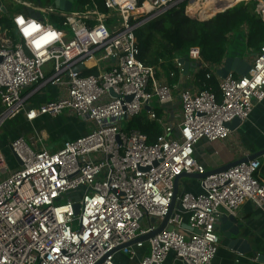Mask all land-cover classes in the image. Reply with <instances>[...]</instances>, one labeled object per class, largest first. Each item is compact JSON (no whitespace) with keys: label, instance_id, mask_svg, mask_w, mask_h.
<instances>
[{"label":"built area","instance_id":"2783aa9c","mask_svg":"<svg viewBox=\"0 0 264 264\" xmlns=\"http://www.w3.org/2000/svg\"><path fill=\"white\" fill-rule=\"evenodd\" d=\"M14 1L24 10L3 4L10 27L1 22L0 6V133L21 115L33 123L44 115L74 114L90 129L55 149L45 144L44 132L32 143L15 137L10 147L22 164L14 168L0 145V264H117L118 253L133 259L146 245L150 252L140 264H166L170 255L184 264H213L221 216H237L247 201L264 212V154L200 179V192L181 190V183L177 203L183 209L174 208L166 228L123 245L160 225L179 175L208 171L195 157L197 144L228 139L236 131L229 124L235 119L243 124L264 101V44L257 52L249 49L246 75L231 71L226 77L218 71L227 57L206 61L200 47H191L187 56L204 81L201 88L180 92V118L171 123L167 106L177 98L176 85L141 58L136 31L183 2L188 13L195 0H75L70 10L59 3ZM257 12L264 20V0ZM19 17L35 20L42 31L26 39ZM49 28L58 38L35 48L31 41ZM179 57L170 60V77L187 72ZM47 85L61 94L31 104ZM144 111L161 130L153 142L139 128H127Z\"/></svg>","mask_w":264,"mask_h":264},{"label":"trees","instance_id":"16d2710c","mask_svg":"<svg viewBox=\"0 0 264 264\" xmlns=\"http://www.w3.org/2000/svg\"><path fill=\"white\" fill-rule=\"evenodd\" d=\"M2 2L5 4L4 1ZM186 5L187 2H183L137 29L136 34L142 50L141 58L147 64L156 65L162 58L169 56V61L168 59L166 61L169 67H172L170 60L173 57L183 56L191 47L196 46L201 48L202 56L206 61L220 63L227 56L228 42L236 35L255 52L259 51L264 44V20L257 12L258 1H243L216 14L233 3L223 5L205 18L208 19L216 14L208 20L190 17L188 14L190 12L186 13ZM6 6L9 10L24 9L23 5L18 4L13 7ZM102 10H104L103 6ZM1 22L11 26L10 19L6 15ZM211 84L221 99L222 95L217 82L211 81ZM127 128H139L148 135L150 142H153L161 132L158 124L147 121L144 115L139 121L134 118ZM260 176L264 180V163Z\"/></svg>","mask_w":264,"mask_h":264},{"label":"crops","instance_id":"0c3cea01","mask_svg":"<svg viewBox=\"0 0 264 264\" xmlns=\"http://www.w3.org/2000/svg\"><path fill=\"white\" fill-rule=\"evenodd\" d=\"M165 68L166 69L162 70L164 71V73H162L163 79L176 85L175 95L177 97L173 104L167 106V117L171 123H177L180 118L181 110L179 100L180 92L184 89L201 88L204 81V74H197L194 70L192 71L190 67L187 72H184L183 76L170 77L168 71L171 67H167L166 65ZM29 90L30 89H27L25 92H28ZM41 92L43 93L36 97V95ZM60 94L61 89L59 87L47 85L34 94V96L30 99V103L38 105L43 102H48L53 98L58 97ZM17 118L21 127V134L18 136H24L29 143H32L33 136L37 135L38 132L39 134L44 132L49 138V132L46 128L40 129L37 127V124L40 125L41 117L33 123L28 122L23 115ZM51 118L56 119L57 117ZM32 129H34V132L31 134L30 130ZM261 149H264V101L256 104L250 118L236 131H234L228 139L215 142H210L205 139L200 141L196 146L195 157L208 170H211ZM181 183V190H190L194 192H200L202 190L199 180L193 179V181L190 182L184 178ZM237 216L241 222L245 224L242 232L243 235L248 238L253 250L259 254L264 253V212L258 209L251 201H247L243 204ZM217 229L221 236V240L219 250L213 264H264L257 261V256L253 255V253L242 254L230 247L234 236L230 238L224 234L221 219L218 223ZM149 252L150 248L146 245L144 248L138 250L137 256L133 259L129 256L127 263L140 264V259L143 255L148 254ZM119 254L123 253H118L116 255V262L117 264H122L121 260L118 259ZM166 264L184 263L176 261L174 256L170 255Z\"/></svg>","mask_w":264,"mask_h":264},{"label":"water","instance_id":"95a60500","mask_svg":"<svg viewBox=\"0 0 264 264\" xmlns=\"http://www.w3.org/2000/svg\"><path fill=\"white\" fill-rule=\"evenodd\" d=\"M74 1L75 0H56V5L59 3L62 9L70 10L73 8V2ZM237 3H234L233 5L226 6L224 9L218 11L216 14H218L220 12H224L225 10L233 7ZM0 6H2V10L4 12H7L6 7L3 5L2 1H1ZM35 14L39 15V13H35ZM215 15H213V16H215ZM190 17L195 18V19H199V20H208V19L212 18V17H210L208 19H200L199 17L194 16V15H190ZM179 60L184 65V68L187 70L191 67L192 64H194V63L190 62V59L187 56V54L180 56ZM81 68H82V66H81ZM250 69H251V63L248 61L247 58H242L240 56H237V57H231L230 56V57H227L223 68H221L218 71V73L222 77H226L229 74V72H231V71H234V72L241 74V75H246L250 71ZM146 109H150V107L147 106ZM241 125H242L241 120L235 119L232 123L229 124V127L232 130H237ZM262 154H264V149H261L259 151L253 152V153H249L248 155H245L244 157H241L240 159L229 162V163L224 164L222 166H219L217 168L208 170L204 174L182 173L181 175H179L176 178L174 197L172 199V203H171L169 212L166 215V217L164 218V220L160 223V225H158L153 231H151L145 235H141L138 238L134 239L133 241H131V242H129L123 246H128V245L134 244V243H136L138 241H142V240H148L151 237L155 236L156 234H158L159 232H161L163 229L166 228L168 220L172 216L173 210L176 206H178V208H180V209H183L182 205L177 203L178 194L180 191V185H181L182 179L192 178V179L200 180V179H202V178H204L210 174L225 171V170H227V169H229V168H231L237 164H240L242 162H248L249 160L258 158V157L262 156ZM16 159H17L19 164H22V161L18 157H16ZM79 208H80V205L77 204L75 206V210H76L77 214L79 213ZM220 219L222 222V229H223L224 234L230 238L232 236H234V238H232L230 247L233 248L234 250L242 253V254L253 253V255L257 256V261H259L260 263H264V253L259 254L256 251H254L253 248L251 247V244L248 241V238L243 235L242 230L244 229L245 224L243 222H241L239 217L234 215V214L224 213ZM186 227L188 228L189 226L186 225Z\"/></svg>","mask_w":264,"mask_h":264},{"label":"rangeland","instance_id":"374dc122","mask_svg":"<svg viewBox=\"0 0 264 264\" xmlns=\"http://www.w3.org/2000/svg\"><path fill=\"white\" fill-rule=\"evenodd\" d=\"M2 1H4V3L6 5H9L10 7L17 5V2L14 0H2ZM27 1L34 2V3L40 2L43 6H52V5L56 6V0H27ZM243 1L245 2H251V1L257 2L258 1L259 2V0H240V2H243ZM237 2L240 3L239 1ZM5 14L6 13L4 12L3 15ZM198 17L200 19H204L200 15H198ZM228 43H229L228 52H227L228 57L240 56L242 58H247V59L251 57L252 52H249V48L246 42L243 39H241V37L237 35L233 36L232 39ZM164 59H165L166 64H161L160 61ZM167 59L169 60V56L162 58L158 62V64H156L158 66V69L159 68L166 69L165 68L166 65L167 67H169V64L166 62ZM194 69H195V63L191 65V70L193 71ZM159 75L160 74L158 70L157 77H159ZM42 93L43 92L38 93L36 97ZM153 105L156 108H158V103L156 101H154ZM143 115L146 116L145 111L142 114L138 115L136 117V120L139 121L140 117ZM40 120H41L40 125L36 123L38 125L37 127L40 129L46 128L47 131L49 132V138L46 139V144L50 149H55L58 146H60L63 141L81 136L87 133L88 130L90 129V123L87 120L81 119L74 114H67V113L62 114L59 116V118L57 117L56 119L51 118L48 115H44L41 117ZM20 132H21L20 123L18 121V118L17 119L15 118V119L8 120L2 127V130L0 133V145L3 151V155L5 157L6 162L9 164L11 168L16 167L18 165V161L10 147V141L14 137L21 134ZM30 132L32 134L34 132V129L30 130ZM186 180L190 182L193 181L192 178H186ZM152 221L155 222V219L153 218ZM128 257L129 256L125 254L118 255V259L121 260L122 264H129L127 263Z\"/></svg>","mask_w":264,"mask_h":264},{"label":"clouds","instance_id":"9594fccd","mask_svg":"<svg viewBox=\"0 0 264 264\" xmlns=\"http://www.w3.org/2000/svg\"><path fill=\"white\" fill-rule=\"evenodd\" d=\"M17 24L20 26V30L26 39H30L34 33L42 31V25L37 23L35 20L25 21L23 17L17 18ZM58 38V33L55 30L49 28L41 35L38 39L32 40L31 43L37 49L43 47L44 45L56 40ZM261 83L260 77H257L256 84Z\"/></svg>","mask_w":264,"mask_h":264},{"label":"bare ground","instance_id":"6f19581e","mask_svg":"<svg viewBox=\"0 0 264 264\" xmlns=\"http://www.w3.org/2000/svg\"><path fill=\"white\" fill-rule=\"evenodd\" d=\"M237 0H195L188 6V12L190 15H200L202 18H206L213 10L223 5L236 3Z\"/></svg>","mask_w":264,"mask_h":264}]
</instances>
